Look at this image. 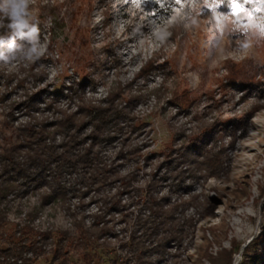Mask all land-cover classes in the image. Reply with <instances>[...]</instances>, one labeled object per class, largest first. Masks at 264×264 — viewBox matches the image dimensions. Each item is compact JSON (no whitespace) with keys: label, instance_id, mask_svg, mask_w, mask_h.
Listing matches in <instances>:
<instances>
[{"label":"rangeland","instance_id":"obj_1","mask_svg":"<svg viewBox=\"0 0 264 264\" xmlns=\"http://www.w3.org/2000/svg\"><path fill=\"white\" fill-rule=\"evenodd\" d=\"M244 7L252 19L234 23L229 8L199 0H30L43 55L0 62V147L15 128L72 114L89 119L84 104L113 102L122 115L99 146L102 159L120 175L133 171L143 195L155 185L178 205L176 217L192 221L178 250L172 244L163 258L146 252L144 264H244L264 256V5ZM2 23L7 37L9 20ZM150 57L158 69H149ZM47 131L61 140L56 128ZM90 133L86 123L81 147ZM121 151L133 154L122 160ZM11 177L0 158V264H58L63 257L66 264H136L131 241L145 239L137 226L145 213L129 195H119L122 212L108 213L93 191L72 187L74 175L65 176V198L53 202L42 200L47 187L19 188L5 181ZM118 188L111 183L104 193ZM80 228L90 235L87 249L72 246L54 258L50 248Z\"/></svg>","mask_w":264,"mask_h":264},{"label":"trees","instance_id":"obj_2","mask_svg":"<svg viewBox=\"0 0 264 264\" xmlns=\"http://www.w3.org/2000/svg\"><path fill=\"white\" fill-rule=\"evenodd\" d=\"M110 11L111 8L108 5L106 11L103 12L106 19L110 18ZM3 29L6 28L3 27ZM105 51L108 54L113 52L111 48ZM114 60L116 61L115 58ZM155 60L156 58L150 57L146 61L147 64H151L149 68L151 71L160 67L154 64ZM115 63L119 64L117 61ZM112 103L109 102L102 108L90 103L84 104L81 110L83 115L88 116L89 119H74V114H72L47 125L32 124L23 128H15L12 139L0 147V158L5 172H11L12 176L5 181H9L10 184L17 182V186L23 189L25 187L39 190L47 187L49 192L41 196L45 202L65 198L64 180L65 176L70 177V175L75 176L71 181L72 187L93 191V194L99 196L96 202L101 203L108 213L122 212L124 204L121 203L119 195L121 193L129 195L130 204L141 205L145 213L137 220V226L142 228L145 239L140 242L133 238L131 241L136 264H144L146 261L142 259V256L146 252H152L158 258H163L172 244L178 250L186 234L185 226L192 227V221L186 219L185 223V219L176 217L174 213L178 205L171 203L167 196H158L155 185L152 183L147 185L144 190L145 195H143V190L132 185L133 171L120 175L116 163H107L102 159L99 146L111 140L110 127L113 125L116 129L117 119L115 118L122 115ZM86 123L91 126L89 135L91 143L87 147H81L80 131ZM48 127L56 128V131L60 133L61 140L58 143L50 136L51 133L47 131ZM245 133L246 131H243V134ZM118 154V158L127 160L133 152L123 153L121 151ZM111 183H118L120 189L118 188L112 194L104 193V188ZM82 194L87 193L84 191ZM89 242L90 235L80 228L78 237H67L62 247V242L58 241L56 246L50 248V252L55 258L59 253L67 254L72 246L86 250ZM82 256L88 257L86 252H83ZM66 263L64 257L58 262V264ZM111 264H117V261L113 259ZM149 264L152 262L149 261ZM244 264H264V256H254L246 260Z\"/></svg>","mask_w":264,"mask_h":264},{"label":"clouds","instance_id":"obj_3","mask_svg":"<svg viewBox=\"0 0 264 264\" xmlns=\"http://www.w3.org/2000/svg\"><path fill=\"white\" fill-rule=\"evenodd\" d=\"M30 0H0V27L2 20L7 18V28L11 34L7 37L0 36V62L10 64L17 59L34 61L43 55L42 46L39 44V29L36 23L31 21L29 11ZM26 39L28 46L18 45L16 39ZM5 46L7 51L4 50ZM242 48H248L249 43L241 44Z\"/></svg>","mask_w":264,"mask_h":264},{"label":"snow or ice","instance_id":"obj_4","mask_svg":"<svg viewBox=\"0 0 264 264\" xmlns=\"http://www.w3.org/2000/svg\"><path fill=\"white\" fill-rule=\"evenodd\" d=\"M144 3H159L160 0H143ZM172 3L178 6H183L184 4H191L193 0H171ZM205 8H220L225 6L230 9L231 16L235 17L237 22L241 18H246L248 20L252 19L251 10L244 7L246 4L258 3L264 5V0H199ZM260 8H257L256 11H260ZM227 19V13H222ZM261 32L264 33V25H258Z\"/></svg>","mask_w":264,"mask_h":264},{"label":"bare ground","instance_id":"obj_5","mask_svg":"<svg viewBox=\"0 0 264 264\" xmlns=\"http://www.w3.org/2000/svg\"><path fill=\"white\" fill-rule=\"evenodd\" d=\"M108 49V48H107ZM113 50V49H112ZM113 53V52H112ZM114 54V53H113ZM158 54V53H157ZM115 57V56H114ZM120 61V60H119ZM118 71V70H117ZM127 81V80H126Z\"/></svg>","mask_w":264,"mask_h":264}]
</instances>
